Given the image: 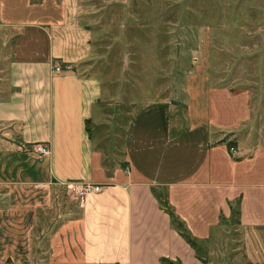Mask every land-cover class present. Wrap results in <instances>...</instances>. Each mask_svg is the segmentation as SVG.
<instances>
[{"label": "crops", "instance_id": "1", "mask_svg": "<svg viewBox=\"0 0 264 264\" xmlns=\"http://www.w3.org/2000/svg\"><path fill=\"white\" fill-rule=\"evenodd\" d=\"M78 8L75 0H0L8 52L0 66V186H99L78 196V215L54 229L37 262L209 264L171 214L207 255L224 242L240 264H264V101L212 85L209 50H201L180 97L122 113L120 158L108 157L117 136L102 84L86 71L93 51ZM36 143L48 153H35Z\"/></svg>", "mask_w": 264, "mask_h": 264}, {"label": "rangeland", "instance_id": "2", "mask_svg": "<svg viewBox=\"0 0 264 264\" xmlns=\"http://www.w3.org/2000/svg\"><path fill=\"white\" fill-rule=\"evenodd\" d=\"M75 1L93 51L86 71L102 84L117 136L112 152H104L108 157L120 158L122 113L142 102L180 97L184 71L201 50H209L212 85L244 88L251 101H264V0ZM0 33L7 27L0 26ZM4 42L0 66L8 55ZM69 192L56 185L0 186V264L42 261L54 229L78 215L79 195ZM223 243L210 255L195 250L209 264H240L238 251L230 255ZM24 255L28 261L18 263Z\"/></svg>", "mask_w": 264, "mask_h": 264}, {"label": "built area", "instance_id": "3", "mask_svg": "<svg viewBox=\"0 0 264 264\" xmlns=\"http://www.w3.org/2000/svg\"><path fill=\"white\" fill-rule=\"evenodd\" d=\"M58 69H59L58 65L53 66L54 71H57ZM32 150L36 152L37 154H42V155L48 153V150L44 146L40 145L39 143H36L35 145H33ZM229 152H233L232 147H229ZM67 186H68L67 187L68 190L76 191L79 196H84L87 193L96 192L99 190L98 185H90L86 182H81V183L71 182V183H68Z\"/></svg>", "mask_w": 264, "mask_h": 264}, {"label": "trees", "instance_id": "4", "mask_svg": "<svg viewBox=\"0 0 264 264\" xmlns=\"http://www.w3.org/2000/svg\"><path fill=\"white\" fill-rule=\"evenodd\" d=\"M35 1V0H32ZM232 143L226 142V149L229 152V147H232ZM163 206L165 205V202H160ZM168 209V208H167ZM171 223L173 228L176 230V232L185 240V242L192 247L193 249H196L195 241L194 239L189 235L187 231H185L183 224L173 215L170 214ZM163 260V259H162ZM166 260H164L165 262ZM167 264H175V262L172 261H166Z\"/></svg>", "mask_w": 264, "mask_h": 264}]
</instances>
